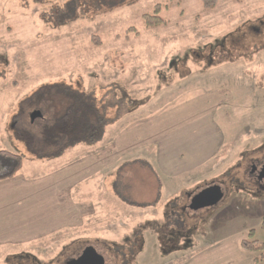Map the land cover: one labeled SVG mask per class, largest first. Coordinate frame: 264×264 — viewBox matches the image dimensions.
Wrapping results in <instances>:
<instances>
[{"label": "rangeland", "instance_id": "374dc122", "mask_svg": "<svg viewBox=\"0 0 264 264\" xmlns=\"http://www.w3.org/2000/svg\"><path fill=\"white\" fill-rule=\"evenodd\" d=\"M156 4L164 24L146 28ZM2 72L0 149L36 175L9 189L37 192L44 218L61 191L55 236L10 237L25 215L0 200V264H65L87 245L105 264H264L240 246L250 230L264 242V190L248 186L264 156V0H0ZM45 85L89 97L98 143L50 160L15 135ZM212 183L223 198L190 208Z\"/></svg>", "mask_w": 264, "mask_h": 264}, {"label": "trees", "instance_id": "16d2710c", "mask_svg": "<svg viewBox=\"0 0 264 264\" xmlns=\"http://www.w3.org/2000/svg\"><path fill=\"white\" fill-rule=\"evenodd\" d=\"M201 3L205 9H213L217 0H201ZM159 12L160 4H156L152 12L142 14L146 28L164 24ZM52 22L56 27L62 23L55 19ZM3 75V72L0 73V76ZM36 92L38 95L31 106L22 107L24 115L19 128H22L23 132L15 131V135L25 141L31 151L39 157L51 160L79 144L93 146L98 143L104 134L106 121L87 95L71 91L73 96H70L69 93L55 91L52 85L42 86ZM34 109L41 111L42 118L31 123L28 113ZM96 133L98 137L85 138ZM22 162V154L0 149V180L13 177L21 169ZM248 236L240 241L241 248L264 257V242L252 239V230ZM257 259L253 258L254 264Z\"/></svg>", "mask_w": 264, "mask_h": 264}, {"label": "crops", "instance_id": "0c3cea01", "mask_svg": "<svg viewBox=\"0 0 264 264\" xmlns=\"http://www.w3.org/2000/svg\"><path fill=\"white\" fill-rule=\"evenodd\" d=\"M82 147L91 148V146H87V145H83ZM30 166L32 170L36 168L34 164H31ZM24 169L25 167L23 166V162H22V167L17 172L18 174L16 173L11 178L0 180V188H3L0 190V192L5 191V195H6V196H3L4 198L0 197V200L3 199L5 201V199H7L5 204L10 207L8 208V212H12L13 214L25 215V217L23 216L24 219L17 218L16 221L10 225L11 230L8 231V235L10 237L11 235H13L14 237H24V238H28V237L36 238L40 236L43 237V236H47L48 234L55 236L60 231L59 207H60L61 187L58 182L56 183V185L52 184V187L49 188L51 189V191L48 190L46 194V195L48 194L52 195L51 209H50V206L47 209V212L49 211L52 212V217L48 216V218L46 217L44 218V216L42 215L38 216L37 214L38 210L41 208V210L43 211L44 205L42 203V200H41L42 207L40 204H37V203L33 204V202H35V199L33 197L37 195V192L25 194L24 192H21V191H15V190L9 189L10 187L15 186L16 184L18 186L23 185L26 188H30L29 186H27L28 185L27 180L29 181L35 180L34 177L36 175L33 173H29V170L25 171ZM68 185H70L69 182L67 186ZM16 186L14 188H16ZM65 190L67 189H65V187H62V191H65ZM54 206H55V210H54ZM16 207H19V208H16ZM21 207L23 208L22 210H21ZM55 211L58 212L56 219L54 218ZM153 240L155 242L156 238ZM20 256H21V259L24 258L23 255H20Z\"/></svg>", "mask_w": 264, "mask_h": 264}, {"label": "water", "instance_id": "95a60500", "mask_svg": "<svg viewBox=\"0 0 264 264\" xmlns=\"http://www.w3.org/2000/svg\"><path fill=\"white\" fill-rule=\"evenodd\" d=\"M42 118V113L39 109H34L29 114L30 122H34L36 119ZM256 167V164H252V169ZM261 172H264V164L261 168ZM264 177V173L260 175V178ZM224 196L223 188L217 184H211L201 191L193 195L189 202V207L197 210L204 207L215 205ZM65 264H105L104 255L97 251L94 245H87L81 251V253L71 259H68Z\"/></svg>", "mask_w": 264, "mask_h": 264}, {"label": "flooded vegetation", "instance_id": "af4514ba", "mask_svg": "<svg viewBox=\"0 0 264 264\" xmlns=\"http://www.w3.org/2000/svg\"><path fill=\"white\" fill-rule=\"evenodd\" d=\"M252 164L250 165L249 176H252L253 179L249 183L248 186H249V188H253L254 192H258L259 190H264V177L260 178L261 173H262V175L264 173V172H261V168L264 164V156L262 157L260 162H258V164L255 163L256 167L254 169H252ZM212 184H214V183H212ZM217 184H219L222 187V185L220 183H217ZM223 190H224V188H223ZM182 211L184 212V206H181V212Z\"/></svg>", "mask_w": 264, "mask_h": 264}]
</instances>
